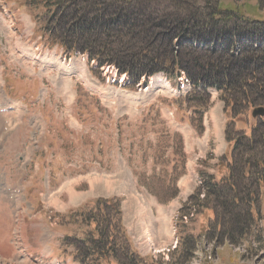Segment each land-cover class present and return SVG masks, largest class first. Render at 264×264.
I'll return each mask as SVG.
<instances>
[{
	"label": "rangeland",
	"instance_id": "obj_1",
	"mask_svg": "<svg viewBox=\"0 0 264 264\" xmlns=\"http://www.w3.org/2000/svg\"><path fill=\"white\" fill-rule=\"evenodd\" d=\"M26 2L0 0V264H81L77 247L88 246L93 231L77 197L88 194L85 202L98 192L120 199L122 224L138 235L133 252L144 261L131 260L123 248L122 224L110 207L116 251L101 260L90 256L85 264H264L263 201L260 230L238 245L202 235L196 212L187 222L173 216L179 208L191 211L182 209L191 194L181 195V188L201 185L181 126L197 130V115L210 105L213 89L207 96L185 94L178 79L169 86L162 74L125 88L114 67L96 68L87 55L83 60L48 41L42 33L48 15ZM219 4L264 20L257 0ZM253 108L242 109L236 121L225 113V130L249 131ZM138 205L147 222L137 221ZM165 215L163 228L155 221ZM189 235L197 242L184 261Z\"/></svg>",
	"mask_w": 264,
	"mask_h": 264
},
{
	"label": "trees",
	"instance_id": "obj_2",
	"mask_svg": "<svg viewBox=\"0 0 264 264\" xmlns=\"http://www.w3.org/2000/svg\"><path fill=\"white\" fill-rule=\"evenodd\" d=\"M26 1L48 15L42 27L48 41L69 54L87 55L96 68L114 67L126 75L125 88L159 73L176 79L182 71L192 91L202 96L211 88L218 91L229 121L242 109L264 107V20L221 7L219 0ZM257 2L264 10V0ZM197 126L200 131L201 125ZM225 138L227 149L215 172L198 171L201 185L182 209L196 210L202 235L224 237L238 245L254 240L260 230L256 227L264 202V116L255 117L249 131L225 130ZM78 207H84L80 215L92 222L93 231L89 245L77 247L81 264L93 255L100 259L113 254L117 229L111 224L110 207L122 224L120 199L99 196ZM122 231L123 248L131 260L143 262L133 252L123 224ZM196 242L193 235L183 239L184 261L193 255Z\"/></svg>",
	"mask_w": 264,
	"mask_h": 264
},
{
	"label": "crops",
	"instance_id": "obj_3",
	"mask_svg": "<svg viewBox=\"0 0 264 264\" xmlns=\"http://www.w3.org/2000/svg\"><path fill=\"white\" fill-rule=\"evenodd\" d=\"M211 102L207 109L202 111L201 120L199 121L201 125V130H196L193 128L191 124L182 125L181 129L183 130L185 151L187 153V160H189L190 167L196 171V174L199 170H207V172L214 173L216 170V165L219 158L224 154L227 149V141L225 138V123L227 121V117L224 111L223 101L220 100L218 92L213 90L211 93ZM190 127V128H189ZM198 127V126H197ZM201 168V169H197ZM209 170V171H208ZM193 187L189 186V190L186 188H181V195H187V197L192 193ZM57 192V191H56ZM112 192V191H110ZM114 193H124L121 191H113ZM84 193V192H81ZM108 193V192H106ZM106 193L98 192V195L95 197H109L114 195H107ZM75 198V197H74ZM78 203H84V200L88 198V194L78 195ZM185 198H183L184 201ZM186 200V199H185ZM82 202V203H81ZM78 205V206H79ZM64 206V205H63ZM67 209H71L72 207H64ZM63 209V210H65ZM122 212L125 211L121 206ZM123 219V218H122ZM127 219V217H126ZM123 225L126 228L127 234H129L133 247L136 245L137 234L130 233L126 227V224ZM135 235V236H134ZM172 234L165 238H169L171 240ZM139 252V251H138ZM142 256V254L139 252Z\"/></svg>",
	"mask_w": 264,
	"mask_h": 264
},
{
	"label": "bare ground",
	"instance_id": "obj_4",
	"mask_svg": "<svg viewBox=\"0 0 264 264\" xmlns=\"http://www.w3.org/2000/svg\"><path fill=\"white\" fill-rule=\"evenodd\" d=\"M125 75V74H123ZM151 79H154V77L152 76ZM186 78H180L181 80V85L184 86V87H188L189 88V81L188 80H185ZM16 107V105H14ZM7 120V119H6ZM184 180V179H183ZM100 181V179L97 180V182ZM91 182H94V179L91 180ZM108 185L111 186V181L108 182ZM164 213V212H163ZM135 217L137 219L138 222H147L149 220V216L147 214V212L143 209V207L141 205H138V207L136 208L135 210ZM160 218V217H159ZM165 218H166V215L163 219H160L159 222L158 221H155L158 225L162 226L163 228L165 227ZM185 221H187V217L184 216L183 217ZM165 222V223H164ZM169 225V223H168ZM169 227V226H168ZM167 228V227H166Z\"/></svg>",
	"mask_w": 264,
	"mask_h": 264
},
{
	"label": "water",
	"instance_id": "obj_5",
	"mask_svg": "<svg viewBox=\"0 0 264 264\" xmlns=\"http://www.w3.org/2000/svg\"><path fill=\"white\" fill-rule=\"evenodd\" d=\"M264 116V107L258 106L253 108L252 117H263Z\"/></svg>",
	"mask_w": 264,
	"mask_h": 264
},
{
	"label": "built area",
	"instance_id": "obj_6",
	"mask_svg": "<svg viewBox=\"0 0 264 264\" xmlns=\"http://www.w3.org/2000/svg\"><path fill=\"white\" fill-rule=\"evenodd\" d=\"M185 80H187V79H185Z\"/></svg>",
	"mask_w": 264,
	"mask_h": 264
}]
</instances>
